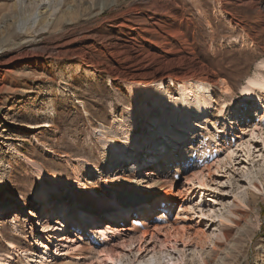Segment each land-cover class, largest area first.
Here are the masks:
<instances>
[{"label": "rangeland", "instance_id": "374dc122", "mask_svg": "<svg viewBox=\"0 0 264 264\" xmlns=\"http://www.w3.org/2000/svg\"><path fill=\"white\" fill-rule=\"evenodd\" d=\"M62 1L0 0V207L22 202L11 211H4L6 218L0 223V261L8 254L15 259L13 264H38L46 243L42 235L47 233H42L41 209L38 205L31 207L40 185L48 184L55 204L57 196L62 195V200L70 196L68 186L83 195L90 193L91 188L103 190L110 198L114 192L106 189V177L122 189L131 186L133 191L138 190L137 170L152 161L143 155L148 148L144 143L152 137L148 134L156 131L155 135L164 137L168 131L177 138L170 120L183 113L189 123L181 125L186 127L185 136L179 146L172 148L176 152L172 156H176L167 158L173 159L169 163L163 158L154 165L155 169L162 164L172 168L166 175L167 186L161 191L178 200L169 207V219L182 220L193 238L189 247L177 244L185 264H203L196 259L195 252H200L207 264H264V129L255 128L260 123L264 89L251 101L243 91L249 78L260 70L258 65L264 62V31L259 26L262 22L252 11L259 9L258 3L264 4V0H174V5L161 0L166 8L176 12L171 27L180 26L189 37L194 54L225 83V90L221 86L223 91L216 89L213 94L210 88H204L205 98L212 106L201 116L200 102L184 95L179 85L167 82L158 87H132L118 76L109 77L106 73V69L117 74L124 71L130 52L127 50V56H109L102 46L108 48L123 39L125 29L114 26H135L128 20L130 17L137 19L140 28L147 23L143 0ZM44 3L49 4L50 10L59 8L60 18L49 17V11L40 7ZM225 14L241 21L244 32L232 34ZM244 33L250 34L258 45L247 42ZM135 38L137 44L141 43L138 36ZM81 50L94 61L95 67L81 61ZM168 89L171 95H167ZM193 91H198L196 86ZM223 102L221 113L219 107ZM189 104L194 106L192 111L186 108ZM241 108H245L243 112ZM187 114L191 117L187 118ZM231 120H235L238 130ZM248 124L255 128L253 134L246 127ZM107 135L116 141L114 149L107 144ZM231 141V149L226 152ZM137 142L144 146H135ZM152 144L154 147L160 143ZM128 145H134L135 152L139 148L142 155L133 153L134 163L125 170L121 168L119 177H115L109 173L111 166L124 159ZM134 164L139 167L134 169ZM123 174L129 177L128 182L121 179ZM76 175L85 183L83 187L74 184ZM51 180L57 181L56 189L51 187ZM116 196L117 201L133 204L128 197L136 194L121 191ZM159 198L156 195L147 203V214L153 212L149 219L160 213L152 211ZM77 202L65 199V204ZM85 203L89 205L88 201ZM179 207L184 210L179 211ZM111 216L107 220L116 218ZM124 217L127 213L116 221L125 224ZM135 236L130 234L114 243L119 261L115 263L114 259L111 264H133L125 261L134 253L126 256L128 248L122 242ZM160 241L163 237L158 235L156 251ZM55 245L49 247L53 258L48 264L69 263L53 255ZM28 246L29 252L24 253L22 250ZM100 249L102 246L97 251ZM151 264L157 262L151 259Z\"/></svg>", "mask_w": 264, "mask_h": 264}, {"label": "bare ground", "instance_id": "6f19581e", "mask_svg": "<svg viewBox=\"0 0 264 264\" xmlns=\"http://www.w3.org/2000/svg\"><path fill=\"white\" fill-rule=\"evenodd\" d=\"M64 2H66V0L62 1V3ZM167 2L172 5L175 3L174 0H167ZM258 4L260 5L259 9L258 7L254 9L252 8V11L256 13L259 21L262 22L259 26L260 29L264 31V4L261 2ZM142 5L145 9L144 16L147 19V21L145 20L147 23L140 28L138 21L135 22L137 19L135 20V17H130L128 20L134 22L135 26L128 24H118L117 26H114L118 27L117 29H125V31L121 34L123 39H121L119 43L116 42L113 45L109 44L111 47L107 48L106 46H102L104 52L106 53L107 51L109 56L116 55L118 53L126 55L127 50L131 54L128 56L126 55L127 58L125 60L126 66L124 71L117 74L118 72L113 73L111 70L106 69V73L109 77L118 76L120 80L132 87L141 85H154L158 87L167 82L175 86L179 85L181 92L184 95L190 96L191 98H194L195 101L200 102L201 107L199 116H201L208 106H212L211 101H208L205 98L203 93L205 90L204 88H210L211 93L213 94L216 89L222 91L223 89L225 90V83L220 79L218 73L213 71L209 64L205 63L194 54L193 45L190 42L189 37L181 31L180 26L176 25L172 26L174 28L171 27L172 19L176 18L175 11L166 8L161 0H143ZM40 7L44 9L45 12L49 11V17L54 19L60 18V15L58 16V13L60 12L59 8L50 10L49 4L46 3L41 4ZM108 8L109 10H112L111 5H109ZM220 8H222V3H220L219 9ZM70 10L72 9L70 8ZM134 11L135 9H132L133 13ZM219 11H221V9ZM225 15L228 17L230 27L232 28V34L240 30L244 32V26L241 21L233 18L231 14ZM128 20L126 18V21ZM141 23L142 22L140 21V24ZM140 32L143 34L140 35ZM135 36H138L141 39V43L137 44L135 42ZM244 37L248 38L247 42L250 41L251 43L253 42L258 45L256 41L252 39L250 34L244 33ZM102 40L103 39H101V41ZM261 49L264 52V45ZM81 52L82 50L79 54L81 61L87 64V66L95 67L96 64L94 61L86 53ZM190 56H194V59H191L192 57L189 58ZM258 67H260V70H258L257 74H255L253 78H249L247 85L243 88L245 97L249 98L248 100L250 101L257 99L258 94H260L262 92L261 90L264 89V62H261ZM195 86L196 90H198L196 92L193 91ZM200 90H202V92H200ZM171 94L172 91L168 89L167 95ZM186 108L188 111H192L194 106L193 104H189ZM223 108L224 102L222 103V106L219 107L221 113ZM261 108L262 111L259 116L260 123L255 125V128H258V130L264 129V99L261 102ZM243 109L241 108V111ZM205 113L207 114L208 111ZM188 114L187 118L191 117V114L189 116ZM252 117L253 116H250V118ZM204 119L205 118H203V120ZM170 122L172 123L171 126L173 127V131L178 136L177 138H174L173 134H170L168 131L165 133L164 137H158L155 135L156 133H154L156 131H154L151 134H148L152 135L151 138H146L147 140L144 145H148V148L146 149L147 152L143 155L152 161L150 164H147L145 168H142V170H137L139 182L136 184L138 189L136 191H133L131 186H126V189H122L121 186L115 185L113 182H109L106 177L104 180L106 189H110L114 192L110 198L106 197L103 190L99 191L98 189L91 188L90 193L83 195L79 190H76V188L71 189V187L68 186L67 190L70 196L67 198H71L72 201L77 200L78 202L75 205L73 203L65 204V199L67 198L62 200L63 196L61 195L56 197L55 204L48 193V184L40 185L35 198L36 201L31 207L33 209V207L38 205L39 209H41L40 212L42 216L40 218V223L42 225V233H47L42 235V238L46 239V243L43 246V253L40 252L42 255L39 257L38 264L50 263L49 260L53 258V256L50 254L51 250H49V247L51 245L53 246V243H56L53 255L57 254L59 257L63 258L62 260H69V263L67 264H111L114 259L117 260H114V262L117 263L119 259H116V251H114L116 246L114 243L117 240L127 238L130 234L131 236H137L122 242L124 247L128 248L126 256L129 254L131 255L132 252L134 253L128 259H125L126 262L131 261L133 264H151L152 259L155 260L157 264H185L183 253L177 249V244L181 243L180 245H183L184 247L187 245V247H189L193 242V238H191V234L188 233L189 226H186L182 220L174 219L171 221L169 219L168 214L171 213L169 207L174 206L178 200L169 195L167 192L161 191L164 189V186H167L165 185L167 182L166 175L169 176L172 168L162 164L155 169L154 165L156 162L158 163L163 160V158L166 159L167 163L173 160H169L167 158L176 156H172L176 153L175 150H172V148L179 146L180 139L185 136V134H183L185 133V130L183 129L186 127L182 128L181 125L189 123V121L184 120L183 113L175 114ZM170 122L168 121V123ZM192 125L194 124L192 123ZM231 125L238 130L235 120H231ZM246 127L250 128L251 134H253L255 128H251L252 125L250 126L249 124ZM118 128L121 130L125 129L122 126H119ZM160 130L162 131V129ZM224 134L225 132H223V135ZM105 139L108 140L109 143L107 144H109V147L114 149L116 141H113V139H111L108 135ZM150 141L151 143L154 142V144H160L153 147V144L150 145ZM231 143L232 141L227 143L228 147L225 149L226 152L230 151ZM138 144V142L135 143V146ZM245 144L249 145L248 143ZM130 145L125 148L126 153L124 159L122 161L116 160L111 166L109 173L115 177H119L118 174L121 168L128 167L130 164L134 163L135 159H132L133 153L135 154L137 152L138 155H142L139 153L141 152L139 151V148L135 152L134 145ZM138 146L142 148V146ZM138 167L135 164L133 165L134 169ZM129 170L130 168H127V172H129ZM207 173L208 171H206V174ZM76 174H78V172ZM123 175L125 176H120L123 182H128L129 177H127V174ZM74 178H76V180H74V184L80 185V187L85 185V183H81L78 175ZM58 184H60V182ZM50 185L53 189H56L57 181L51 180ZM121 191L132 195L136 194V196H130V198L128 197V199H131L134 203L131 204V202L126 201L127 204H125L122 202L123 200H118L121 202L118 203L116 195ZM98 194L100 195L98 196ZM156 195H160V198L154 202L155 205H153L152 211L153 209L157 211L160 210V213H158V215L153 219H149L148 216L153 212L150 211L147 214L145 209L149 200ZM86 201L89 202V205H86ZM17 202V204L10 203L11 206L8 204L6 207H0V223L5 221L4 219L6 218V215L4 211H11L14 206L22 205V202ZM66 207L67 210L64 211ZM181 208L182 207H179V211L184 210ZM208 209H211V207ZM141 210H143L141 215L138 213H130L131 211L136 212ZM78 211L81 213H78ZM210 211L211 210H208V212ZM122 213H127V218L124 217L123 220L125 224L118 223L116 221L118 217H121ZM111 215H115L116 218L114 220H107V218L112 217ZM200 215H202V212H200ZM91 224L94 226L89 227ZM52 229H54V232H49ZM158 235L163 237V241H160V244L157 243L160 248L156 251V240ZM195 235L198 237V232ZM86 241H89L90 243H85ZM100 246H102V249L97 251V248ZM22 251L24 253L29 252V246L24 248ZM194 254L196 255V259H199L203 264H207L202 258L200 252H195ZM121 256H125L124 253ZM163 259H165V261L161 263ZM14 261L15 259L12 255L7 254L3 259H1L0 263L13 264Z\"/></svg>", "mask_w": 264, "mask_h": 264}]
</instances>
